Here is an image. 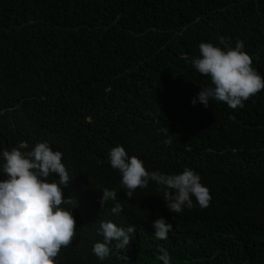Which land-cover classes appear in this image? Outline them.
I'll use <instances>...</instances> for the list:
<instances>
[{"label": "trees", "instance_id": "1", "mask_svg": "<svg viewBox=\"0 0 264 264\" xmlns=\"http://www.w3.org/2000/svg\"><path fill=\"white\" fill-rule=\"evenodd\" d=\"M218 36L243 41L264 76V0H0V149L63 153L78 227L59 264H162L160 248L170 264H264V90L235 110L191 104L209 83L191 61ZM117 144L147 170L199 173L208 206L170 213L154 182L127 197L108 163ZM105 187L120 215L101 207ZM157 217L173 225L166 240ZM100 220L136 226L103 261Z\"/></svg>", "mask_w": 264, "mask_h": 264}, {"label": "clouds", "instance_id": "2", "mask_svg": "<svg viewBox=\"0 0 264 264\" xmlns=\"http://www.w3.org/2000/svg\"><path fill=\"white\" fill-rule=\"evenodd\" d=\"M216 43L201 41L199 54L191 61L192 67L209 83L200 87L191 100L208 108L210 103L222 102L235 110L244 102L264 90V76L252 67L250 56L244 51L243 41L234 46L228 38L218 36ZM170 144L169 130H158ZM25 149V150H21ZM108 163L120 176V187L132 198L137 189L154 182L160 198L170 213L191 209L194 201L200 208L208 206L211 195L201 183L200 174L185 167L181 172L166 173L147 170L142 159L129 155L122 145L109 149ZM63 153L54 150L47 141L35 143L30 149L24 143L10 150L0 149V264H59L62 248L70 245L76 236L77 223L74 209L77 201L65 195L69 177L62 161ZM99 203L103 208L112 202L110 212L120 215L123 211L115 188L100 189ZM156 239H168L173 225L165 218L151 222ZM135 225L119 226L111 220H100L97 233L101 240L94 242L92 253L103 261L115 251H123L132 240ZM157 259L170 264L166 249L160 248Z\"/></svg>", "mask_w": 264, "mask_h": 264}]
</instances>
